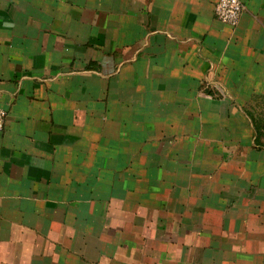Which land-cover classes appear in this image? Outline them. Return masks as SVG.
Returning <instances> with one entry per match:
<instances>
[{"label": "crops", "instance_id": "obj_1", "mask_svg": "<svg viewBox=\"0 0 264 264\" xmlns=\"http://www.w3.org/2000/svg\"><path fill=\"white\" fill-rule=\"evenodd\" d=\"M0 0V264H264V0Z\"/></svg>", "mask_w": 264, "mask_h": 264}, {"label": "built area", "instance_id": "obj_2", "mask_svg": "<svg viewBox=\"0 0 264 264\" xmlns=\"http://www.w3.org/2000/svg\"><path fill=\"white\" fill-rule=\"evenodd\" d=\"M245 9L246 6L242 0H218L215 5L216 16L233 26L239 23ZM5 118L6 110L0 105V134L5 126Z\"/></svg>", "mask_w": 264, "mask_h": 264}]
</instances>
